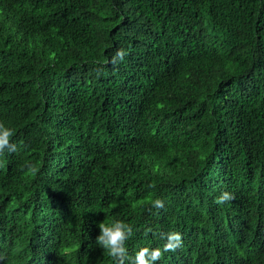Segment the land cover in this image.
<instances>
[{
	"label": "trees",
	"instance_id": "obj_1",
	"mask_svg": "<svg viewBox=\"0 0 264 264\" xmlns=\"http://www.w3.org/2000/svg\"><path fill=\"white\" fill-rule=\"evenodd\" d=\"M0 122L17 145L0 155L16 245L0 264H114L96 244L113 220L133 257L166 242L147 228L180 232L157 264H210L216 233L264 264V0H0Z\"/></svg>",
	"mask_w": 264,
	"mask_h": 264
},
{
	"label": "clouds",
	"instance_id": "obj_2",
	"mask_svg": "<svg viewBox=\"0 0 264 264\" xmlns=\"http://www.w3.org/2000/svg\"><path fill=\"white\" fill-rule=\"evenodd\" d=\"M128 53L123 49H118L112 57L111 63L117 64L122 62ZM149 64L140 71V77L147 72ZM14 130L7 127L3 122H0V155H3L7 149L9 152H16L17 145L12 142ZM28 171L35 173V165H28ZM159 172V165L154 166L153 174ZM155 187V185H149ZM235 200L234 193L223 191L215 200L216 204L223 205L226 202ZM149 203L153 208L164 209L165 202L161 198L150 200ZM136 207L134 203L132 205ZM237 220L225 222L224 228L218 226L219 231H225L240 224ZM100 235L96 239V244L103 248L106 254L113 260L114 264H157L163 259L164 254L168 252H176L181 249L184 244L183 236L178 231H170L167 233H154L152 228H147L144 236L147 237L149 233L159 235V238L166 242L162 247H142L133 256L129 255L127 248L128 240L133 236V227L122 220H113L111 222L103 221L98 225ZM202 227L197 230L198 237L202 235ZM217 234V233H216ZM216 234L212 237L205 238L199 244V249L203 251L204 259L210 264H237L232 251L229 248L222 246L220 241H216ZM7 235V234H6ZM0 246L7 248V251L13 255L16 252V245L13 243V238L10 236H0ZM42 247V246H37ZM6 259L3 253H0V261Z\"/></svg>",
	"mask_w": 264,
	"mask_h": 264
},
{
	"label": "bare ground",
	"instance_id": "obj_3",
	"mask_svg": "<svg viewBox=\"0 0 264 264\" xmlns=\"http://www.w3.org/2000/svg\"><path fill=\"white\" fill-rule=\"evenodd\" d=\"M255 257V256H254Z\"/></svg>",
	"mask_w": 264,
	"mask_h": 264
}]
</instances>
